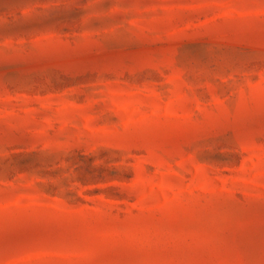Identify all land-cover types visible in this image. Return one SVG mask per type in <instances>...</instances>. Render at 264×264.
<instances>
[{
	"label": "rangeland",
	"instance_id": "1",
	"mask_svg": "<svg viewBox=\"0 0 264 264\" xmlns=\"http://www.w3.org/2000/svg\"><path fill=\"white\" fill-rule=\"evenodd\" d=\"M0 264H264V0H0Z\"/></svg>",
	"mask_w": 264,
	"mask_h": 264
}]
</instances>
